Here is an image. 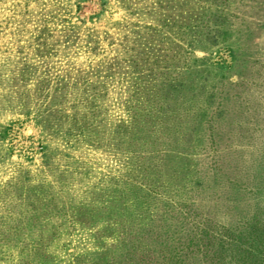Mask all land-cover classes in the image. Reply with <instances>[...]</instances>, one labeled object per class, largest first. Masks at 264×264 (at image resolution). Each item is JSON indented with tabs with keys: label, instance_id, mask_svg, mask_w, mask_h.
Returning a JSON list of instances; mask_svg holds the SVG:
<instances>
[{
	"label": "rangeland",
	"instance_id": "obj_1",
	"mask_svg": "<svg viewBox=\"0 0 264 264\" xmlns=\"http://www.w3.org/2000/svg\"><path fill=\"white\" fill-rule=\"evenodd\" d=\"M255 204L264 0H0V264H222Z\"/></svg>",
	"mask_w": 264,
	"mask_h": 264
},
{
	"label": "trees",
	"instance_id": "obj_2",
	"mask_svg": "<svg viewBox=\"0 0 264 264\" xmlns=\"http://www.w3.org/2000/svg\"><path fill=\"white\" fill-rule=\"evenodd\" d=\"M256 188V189H255ZM245 186L251 194H257L259 187ZM256 196V195H255ZM257 204V203H256ZM255 204V205H256ZM251 206L247 215L239 218L238 223L231 227H223L222 243L218 256L222 264H264V217L263 207Z\"/></svg>",
	"mask_w": 264,
	"mask_h": 264
}]
</instances>
